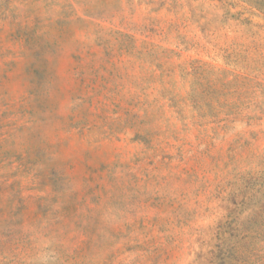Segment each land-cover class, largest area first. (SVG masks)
Masks as SVG:
<instances>
[{"label":"rangeland","instance_id":"obj_1","mask_svg":"<svg viewBox=\"0 0 264 264\" xmlns=\"http://www.w3.org/2000/svg\"><path fill=\"white\" fill-rule=\"evenodd\" d=\"M0 264H264V0H0Z\"/></svg>","mask_w":264,"mask_h":264},{"label":"trees","instance_id":"obj_2","mask_svg":"<svg viewBox=\"0 0 264 264\" xmlns=\"http://www.w3.org/2000/svg\"><path fill=\"white\" fill-rule=\"evenodd\" d=\"M240 248H241V247H238L236 251H239ZM216 258H217V257H216Z\"/></svg>","mask_w":264,"mask_h":264}]
</instances>
